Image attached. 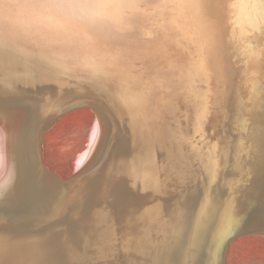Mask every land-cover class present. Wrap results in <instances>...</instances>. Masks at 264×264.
Here are the masks:
<instances>
[{
  "label": "bare ground",
  "instance_id": "1",
  "mask_svg": "<svg viewBox=\"0 0 264 264\" xmlns=\"http://www.w3.org/2000/svg\"><path fill=\"white\" fill-rule=\"evenodd\" d=\"M227 11V7L217 11L224 24V43L211 83V108L199 121L183 98L149 108L134 119L103 91L61 79L27 60L0 57V88L5 89L0 95L4 114L0 120V182L10 172L15 174L10 194L0 203L4 218L0 264H73L63 250L66 245L81 251L87 248L90 257L91 247L101 236L114 235L113 247L119 249L127 232L154 226L158 217L168 220L181 199L179 189L169 181L158 192L146 173L167 175L176 160L173 136L182 135L184 151L191 153L190 141L200 124L209 145H215L219 170L211 185L209 215L188 264H227L228 249L241 235H264V94L253 95L251 86H246L237 47L243 48L244 38L239 32L230 36ZM116 43L133 75L164 79L178 53L163 35L145 39L131 32ZM8 85L13 86L11 90ZM78 107L93 109L98 136H92L96 140L83 154L79 165L86 160L77 164L74 176L62 183L60 174L44 161L43 138L59 116ZM191 159L196 160V175L185 184L182 198L188 226L184 243L174 251L170 264H184L182 248L209 189L207 160ZM249 201L255 206L249 207ZM229 209L243 219L217 247V233ZM118 264H126L124 255Z\"/></svg>",
  "mask_w": 264,
  "mask_h": 264
},
{
  "label": "clouds",
  "instance_id": "2",
  "mask_svg": "<svg viewBox=\"0 0 264 264\" xmlns=\"http://www.w3.org/2000/svg\"><path fill=\"white\" fill-rule=\"evenodd\" d=\"M226 7L230 36L264 27V0H232ZM223 28L209 0H0V57L27 60L92 86L131 115L183 98L199 121L211 108ZM131 32L145 39L163 35L175 45L168 77L127 70L116 42ZM5 194L0 190V199Z\"/></svg>",
  "mask_w": 264,
  "mask_h": 264
},
{
  "label": "snow or ice",
  "instance_id": "3",
  "mask_svg": "<svg viewBox=\"0 0 264 264\" xmlns=\"http://www.w3.org/2000/svg\"><path fill=\"white\" fill-rule=\"evenodd\" d=\"M230 2L232 0H228V3ZM209 3L213 13H217L218 9L226 7L228 4H225L224 0H209ZM243 38V48L241 49L239 45L237 47L241 52L238 58L242 60L245 67L246 86H251L250 91L253 95L264 94V27L261 28L260 32H253L252 35L243 36ZM12 87V85L7 86L9 90ZM4 91V88H0V95ZM141 115L142 113H135L133 118H139ZM3 116L4 114L0 112V120L3 119ZM243 123L247 124V120L243 121ZM173 139L177 145V150L176 160L170 172L164 176L146 173V178L152 179L153 186L158 192L169 181L175 185L176 189H179L181 199L177 200L173 215L168 220L158 217L153 221L154 226L140 228L138 232H127L119 249L113 247L116 242L114 235L111 237L101 236L99 241L91 247L92 255L90 257L87 255V248L81 251L66 245L63 250L66 251L73 264L85 259L90 260L91 264H103L104 261L109 259L114 261V264H118L120 255H124L126 264H170L174 251L184 243V236L188 226L184 211L186 204H184L182 198L185 184L196 175V170L193 168L196 160L191 159L192 156H195L201 163L207 160L205 167L211 177L205 202L191 230L188 243L182 248L184 264H188L194 257L201 230L205 227L204 221L209 215L211 185L215 183V177L219 170V157L216 155L215 145H209L199 127H197L190 141L191 153H185L183 146L185 139L182 135H174ZM261 153L262 157H264V145L261 146ZM133 171H135V168H133ZM14 176V172H10L8 179L0 182V190L6 193L0 199V203H3L5 196L10 194ZM254 206L255 202L249 201V207ZM242 219L243 217L237 219L233 216L230 209L225 212L216 237L217 247H219L220 242L226 235L234 231ZM3 223L4 218L0 216V224Z\"/></svg>",
  "mask_w": 264,
  "mask_h": 264
},
{
  "label": "rangeland",
  "instance_id": "4",
  "mask_svg": "<svg viewBox=\"0 0 264 264\" xmlns=\"http://www.w3.org/2000/svg\"><path fill=\"white\" fill-rule=\"evenodd\" d=\"M82 107L59 116L43 138L45 163L64 177L70 176L77 164L80 166L86 160L79 165L83 154L88 153L96 140L92 136H98L93 109ZM227 264H264V235H241L228 249Z\"/></svg>",
  "mask_w": 264,
  "mask_h": 264
},
{
  "label": "water",
  "instance_id": "5",
  "mask_svg": "<svg viewBox=\"0 0 264 264\" xmlns=\"http://www.w3.org/2000/svg\"><path fill=\"white\" fill-rule=\"evenodd\" d=\"M48 171H49L50 173L53 174V171H51L50 169H48ZM58 176H59L60 181H61L62 183H65V182H67L68 180H70L74 175L67 176V177H64V176H61V175H58Z\"/></svg>",
  "mask_w": 264,
  "mask_h": 264
}]
</instances>
